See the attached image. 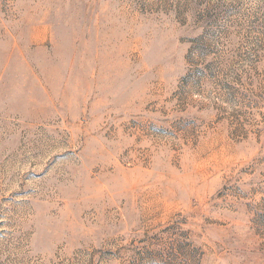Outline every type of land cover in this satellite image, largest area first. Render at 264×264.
Returning a JSON list of instances; mask_svg holds the SVG:
<instances>
[{
	"label": "rangeland",
	"instance_id": "1",
	"mask_svg": "<svg viewBox=\"0 0 264 264\" xmlns=\"http://www.w3.org/2000/svg\"><path fill=\"white\" fill-rule=\"evenodd\" d=\"M0 264H264V0H0Z\"/></svg>",
	"mask_w": 264,
	"mask_h": 264
}]
</instances>
